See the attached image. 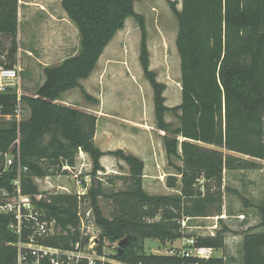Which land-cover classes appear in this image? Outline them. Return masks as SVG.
<instances>
[{
	"label": "trees",
	"instance_id": "obj_1",
	"mask_svg": "<svg viewBox=\"0 0 264 264\" xmlns=\"http://www.w3.org/2000/svg\"><path fill=\"white\" fill-rule=\"evenodd\" d=\"M141 0H61V8L79 36L77 53L59 65L46 67L44 82L34 96L22 97L28 115L19 123L22 193L35 196V179L69 175L79 152L91 162V176L103 171L100 159L109 155L128 168L119 177L124 189L105 193L93 181L87 194H52L41 203L62 229L75 228L81 201H88L101 239L110 245L128 238V245L112 258L122 264H224L223 257L207 261L183 259L173 255L148 254L146 240L170 245L178 239H195L196 246L214 250L224 248L229 229H216L213 235L189 236L181 223L217 217L221 222L224 194H238L224 186V173L261 172L262 194L259 223L242 233L241 264H264V0H180L165 1L177 22L175 48L180 63V103L165 105L166 86L150 70L143 17L134 11ZM127 18L136 21L141 32L139 64L152 90L156 129L163 132L162 143L167 163L174 173L167 175L166 187L174 195H149L143 188L144 163L122 150L101 151L94 142L97 116L57 103L61 94L79 89L86 100L90 96L80 85L92 74L98 59ZM17 0H0V50L8 41L7 59L15 63L18 51ZM4 49V50H6ZM15 94H0V114L12 115ZM173 114L179 126L165 120ZM15 121L0 120V152H6L16 139ZM248 157L251 160L242 158ZM176 160L179 164L173 163ZM16 169L2 173L0 191H11ZM118 179V178H117ZM113 178H108L112 184ZM110 202L108 217L102 214L99 198ZM244 206L248 200L239 195ZM12 216L0 214V264H16V238L8 226ZM257 229V230H255ZM76 234L54 239L48 244L66 246ZM171 249V248H170Z\"/></svg>",
	"mask_w": 264,
	"mask_h": 264
},
{
	"label": "rangeland",
	"instance_id": "obj_2",
	"mask_svg": "<svg viewBox=\"0 0 264 264\" xmlns=\"http://www.w3.org/2000/svg\"><path fill=\"white\" fill-rule=\"evenodd\" d=\"M171 1H177L176 7L180 9V0ZM22 2L37 4L36 0H22ZM36 7L31 4L26 6L21 4L18 13L17 55L22 68L21 89L26 96H34L36 90L42 85L44 82L43 71L46 67L57 66L66 58L74 56L79 47L77 30L75 32L70 27L60 32L49 30L46 24H43L45 19L39 13L40 10L38 11L40 8ZM25 8L31 9L25 13ZM134 11L144 20L150 70L155 73L156 80L166 86L165 105L174 107L181 100L180 63L175 48L176 19L168 4L162 0H141L134 4ZM52 13L55 18L59 19L58 16H62L64 12L57 3L56 7L52 9ZM140 40L141 32L138 24L132 18H127L124 28L104 49L92 74L86 80L80 81V85L90 96V100H86L79 89H72L61 94L57 103L86 110L98 117L95 144L102 151H114L122 147L126 153H128L127 149L149 162L144 172L143 184L147 194L174 195L177 192L165 185L166 175L172 174L174 171L167 163L162 143L164 133L156 129L155 126L152 90L143 76L138 60ZM2 42L6 49L9 46L8 41L3 39ZM22 110L23 116L26 117L28 109L23 105ZM165 120L171 124L172 128L179 126L177 117L171 113L165 115ZM242 158L251 160L248 157L242 156ZM172 161L179 164L174 159ZM261 163L264 164V161ZM100 164L103 171L97 175L98 179H94L92 182L100 183L105 193L124 189L125 184L119 177L127 175L126 165L109 155L103 156ZM78 170L82 171L80 176L82 178L84 175L91 176V162L88 157L79 159L77 156L76 167L72 174H76ZM57 177L59 178L36 180L35 183L41 192L49 189V186L45 184V182H49L53 188L46 193L77 194L79 190H77L76 179L73 175ZM108 178L114 179L112 184L108 183ZM225 179V184L238 194H224V204L232 212L242 210L248 212L249 215L227 218L221 222L217 218H209L211 220L206 221L191 220L185 222L184 227L181 226L186 235L204 236L211 231L226 227L234 231L233 233L230 230L231 232L226 235L230 239L228 244L232 245L233 236L237 235L242 228L236 224L237 221L247 220L251 225L258 223L256 206H244L239 195L249 201V198L257 199L262 181L261 173L258 170L233 171L227 172ZM248 181L251 182V185L247 184ZM81 183L83 185L84 182ZM57 186L65 187L67 192L58 190ZM254 200H251V203H254ZM86 203H88L87 200ZM87 207L86 204L83 209ZM99 207L102 214L108 217L109 200L105 197L99 198ZM207 222L209 223L207 224ZM200 225L202 228H197V230L187 228ZM213 225L217 226L214 230L211 228ZM181 245L182 239L176 240L171 245L169 243L162 244L157 240H146L144 250L148 254L166 255L170 248L177 249ZM116 247V245L109 244L107 253L113 255ZM231 256L234 259L233 264H238L239 259L241 261L239 250Z\"/></svg>",
	"mask_w": 264,
	"mask_h": 264
},
{
	"label": "built area",
	"instance_id": "obj_3",
	"mask_svg": "<svg viewBox=\"0 0 264 264\" xmlns=\"http://www.w3.org/2000/svg\"><path fill=\"white\" fill-rule=\"evenodd\" d=\"M18 13L22 0H17ZM7 49L0 50V94L12 91L15 94L14 110L12 115L0 114L1 121L14 120L17 126L16 139L6 152H0L2 162V173L16 169V177L11 182V191L2 189L0 191V214L12 216L8 228L16 238L13 246L16 248V264H122L107 253L109 243L101 239V232L97 227L92 209L86 201H81L78 206V224L75 228L67 227L62 229L55 218L49 216L41 203H48L44 200L52 190L49 182H45L49 189L45 192L39 191L38 195L29 196L22 193V173L26 167L20 163L19 151V123L23 120L22 97L25 95L21 89V72L19 57L16 55L15 63L10 65L7 59ZM1 108V106H0ZM79 159H83L82 152H79ZM64 170L72 173V170L64 166ZM81 170L73 177L76 179L77 194L82 197L87 194L92 180L89 175L81 176ZM100 172L97 173L99 175ZM61 176V175H59ZM42 179H35L40 181ZM95 179H98L96 176ZM83 180V181H82ZM81 182H84L83 185ZM58 190L67 192L65 187L57 186ZM87 204V208L83 209ZM182 221V227L185 226ZM68 234H76V240H69L66 246H52L48 242ZM213 235V234H211ZM116 249V248H115ZM115 251V250H114ZM168 255L177 256L183 259H195L207 261L215 257V250L209 247L196 246L195 239L182 238V245L179 248L170 249ZM198 264V263H189Z\"/></svg>",
	"mask_w": 264,
	"mask_h": 264
},
{
	"label": "crops",
	"instance_id": "obj_4",
	"mask_svg": "<svg viewBox=\"0 0 264 264\" xmlns=\"http://www.w3.org/2000/svg\"><path fill=\"white\" fill-rule=\"evenodd\" d=\"M37 1V4H32L31 2L30 3H23V5L24 6H26V5H28V4H31V5H35V6H37V7H39L40 9H38V11L40 10V14L42 15V16H44V23L43 24H46V26H47V28L49 29V30H51V31H58V32H60V31H64L66 28H69L70 27V29L71 28H73L74 30H75V32H76V28H75V26L67 19V17H66V15H65V13H63L62 14V16H58L59 17V19H57V18H55V15L52 13V9H53V7H56V4L58 3L59 5H60V3H61V0H36ZM52 2H54V3H52ZM61 6V5H60ZM36 7V8H37ZM31 9V8H30ZM29 8H25L24 10H25V13H27L29 10H30ZM19 12H20V6H19ZM64 12V11H63ZM38 13V14H39ZM61 23V24H60ZM36 24H38V23H36ZM60 104V103H59ZM62 105H64V104H62ZM66 106H69V105H66ZM71 107V106H70ZM74 108V107H73ZM76 109H79V110H81V111H83V112H86V113H90V112H88V111H86V110H83V109H80V108H76ZM91 114H93V113H91ZM95 115V114H94ZM97 122H98V117H97ZM97 127V126H96ZM95 136H96V133H95ZM94 142H95V137H94ZM119 149L120 150H122L123 152H125V150H123V148L122 147H119ZM119 149H116V150H119ZM101 150V149H100ZM102 151V150H101ZM110 151V150H109ZM126 151H128V153H126V154H131V155H133V156H136L137 158H139L140 160H142L143 161V163H144V171H143V184H144V178H145V176H144V172H145V169H146V167H147V164L149 163L146 159H144V158H142L141 156H138V155H136V154H134V153H132L131 151H129V150H127L126 149ZM104 152V151H103ZM107 152V151H106ZM82 156H83V159L85 158L86 159V157H88L86 154H84V153H82ZM89 158V157H88ZM103 158V157H102ZM101 158V159H102ZM150 158V157H149ZM148 158V159H149ZM101 159H100V163H101ZM256 162H258L259 164H263V163H261V161H259V160H257ZM151 163H152V159H151ZM102 166V165H101ZM76 167V166H75ZM75 167L72 169V172H73V170L75 169ZM79 171V170H78ZM77 171V172H78ZM227 173V172H226ZM226 173H224V186H227L226 184H225V178H226ZM259 173H261L260 171H259ZM69 174H71V175H73L72 173H69ZM168 175H170V174H168ZM107 176V175H106ZM123 176V175H122ZM167 176V175H166ZM52 177H55V179H57V178H59V177H57V176H52ZM160 178V180L162 181L163 179H162V177L160 176L159 177ZM261 179H262V177H261ZM247 184H249V185H251V182L250 181H248L247 182ZM261 194H262V181H261V187H260V189H259V195H258V197H257V199H253V198H249L250 199V201L248 200V202H249V205H248V207H253V206H256L255 208H257V206L259 205V203H260V200H261ZM247 200V199H246ZM251 200H254L255 202L254 203H256V204H254V203H251ZM246 215H249L248 214V212H246V211H236V212H232V211H230L228 208H227V206L224 204V202H223V215L221 216V220H224V219H227V218H234V217H238V216H240V217H244V216H246ZM210 218H217V217H210ZM195 220H201V221H206V220H211V219H209V218H204V219H195ZM215 220V219H214ZM240 220H243V219H240ZM217 221V220H216ZM209 222H207V224H208ZM258 223H259V217H258ZM257 223V224H258ZM236 224H238V226H240V227H242L241 228V230H240V232L237 234V235H235V236H233L234 237V239H232V245H230V244H228V242H230V239H228L227 238V236H225V240H224V248H222V249H220V250H215V257L216 258H221V257H223V259H224V264H233L234 263V259L232 258V256L231 255H234L235 254V252H237L238 250L240 251V243H241V241H242V233H243V231H245V230H247L248 228H251V227H254V226H257V224L256 225H251L250 223H248L247 222V220L246 221H237L236 222ZM187 228H191L190 230H197V228H202L201 227V225L200 226H192V227H187ZM213 230L214 229H216L217 228V226L216 225H213L212 227H211ZM231 230V229H230ZM229 230V232H233L234 233V231L233 230H231L230 231ZM255 230H257V229H255ZM213 233H215V231H211L208 235H211V234H213ZM227 235V234H226ZM205 236V235H204ZM228 249H229V251H228ZM230 252V253H229ZM240 258H241V252H240ZM238 264H241V261H240V259L238 260Z\"/></svg>",
	"mask_w": 264,
	"mask_h": 264
},
{
	"label": "water",
	"instance_id": "obj_5",
	"mask_svg": "<svg viewBox=\"0 0 264 264\" xmlns=\"http://www.w3.org/2000/svg\"><path fill=\"white\" fill-rule=\"evenodd\" d=\"M128 240H129V239L126 238V239L121 240V241L118 243V245H117L118 255H121V254H122V250H123V248H124L125 246L128 245Z\"/></svg>",
	"mask_w": 264,
	"mask_h": 264
}]
</instances>
